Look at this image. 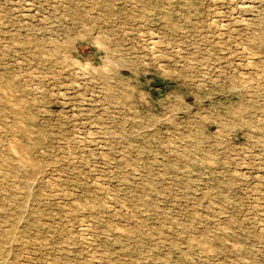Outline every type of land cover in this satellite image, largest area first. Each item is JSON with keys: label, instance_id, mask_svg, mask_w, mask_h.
Here are the masks:
<instances>
[{"label": "rangeland", "instance_id": "obj_1", "mask_svg": "<svg viewBox=\"0 0 264 264\" xmlns=\"http://www.w3.org/2000/svg\"><path fill=\"white\" fill-rule=\"evenodd\" d=\"M0 264H264V0H0Z\"/></svg>", "mask_w": 264, "mask_h": 264}, {"label": "bare ground", "instance_id": "obj_2", "mask_svg": "<svg viewBox=\"0 0 264 264\" xmlns=\"http://www.w3.org/2000/svg\"><path fill=\"white\" fill-rule=\"evenodd\" d=\"M17 142V141H16ZM11 144V143H10ZM15 149V151H16V148H14ZM17 153V152H16ZM22 157V156H21ZM19 161V160H18ZM20 162V161H19Z\"/></svg>", "mask_w": 264, "mask_h": 264}]
</instances>
